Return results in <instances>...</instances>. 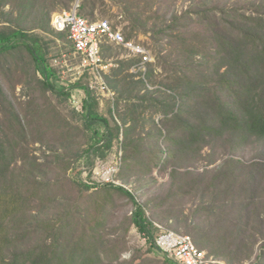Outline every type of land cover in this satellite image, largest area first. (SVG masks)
Masks as SVG:
<instances>
[{
    "label": "trees",
    "instance_id": "obj_1",
    "mask_svg": "<svg viewBox=\"0 0 264 264\" xmlns=\"http://www.w3.org/2000/svg\"><path fill=\"white\" fill-rule=\"evenodd\" d=\"M37 1L17 0L18 17L14 18L11 12L14 9L12 1L0 0V71L9 70L8 64L2 63L3 60L9 63L10 59H21L25 52L29 61L22 65L21 71L25 74L26 82L33 88H38L43 93L50 92L65 103H70L73 89H82L85 93L82 112L70 111L77 126L74 127L71 123L67 125L58 113L44 122L54 130L53 136L60 138V142L70 141L75 131L79 130L84 137V144L76 149L63 145V148L70 149L69 156L64 155L53 150L50 147L52 143L38 132L35 134V142L41 145L46 143L52 155L44 157L40 162L27 153L22 156L21 146L30 136L29 123L21 116L19 104L7 96L0 84V110L9 115L6 121L0 116V264H102L104 250L99 232L96 237L99 243L86 240L88 233L81 228L84 227L83 223L73 219L79 214L74 210L75 203L60 206L57 211L59 217L47 211L45 202L49 198L50 190L56 191L61 187V183H52L48 177L49 170L44 166L50 164L53 170L60 169L64 175L70 168V158H73V162L81 160L86 164L90 174V170L94 165L97 166L98 161H105L113 149L114 141L118 142L120 136L123 137L124 150L132 142L129 138L130 132L123 130V127L133 120L131 115L152 109L161 116L160 123L164 130L156 128L151 138L164 137L167 143L165 149H160L157 143L148 146L153 147L151 152L156 154L153 164L145 162L148 151L140 153L142 164L151 165L152 168H165L184 151L200 152L203 147L209 145L210 140L222 142L224 135L234 140V146L264 138V17L238 14L237 10H221L219 17H211V14L208 17V12L201 13L202 18L206 19L211 27L220 29L211 36L215 43L212 67L220 77L217 87L220 97L209 96L207 84L210 81L207 75L188 79L179 69L170 73L166 85L161 87L163 89H150L148 78L154 77V70L149 63L144 78H139L135 83L144 89H137L136 95H131L130 92L126 94L125 113L124 116L119 115L122 119L121 133V126L112 116L111 104L108 107V116L100 114L94 92L79 82L64 85L59 70L49 63L42 39L32 32L35 29L47 32L50 23V14L48 11L43 12L42 5H38ZM8 5L11 8L9 11L5 9ZM35 8L39 13L38 26L26 28L20 18L26 11L30 12ZM85 8V0H82L77 13L84 18L82 14L85 13ZM229 16L239 18V24L233 27L228 21ZM54 34L66 36L55 31ZM193 55L194 53H190L188 58ZM205 57L206 55L200 58V65ZM134 58L132 65L138 62V58ZM122 62L116 63L123 67ZM130 65L131 63H128L127 68ZM222 69L224 71L221 73ZM118 74L119 72L116 74L115 70L113 71L114 77ZM103 76L105 79L104 74ZM59 79L62 85H59ZM106 79L108 80V77ZM111 83L115 88L117 81ZM140 90L145 91L142 96H138ZM157 91L159 94L167 93V98L162 99L157 95ZM134 100L140 103L136 104ZM144 102L148 104L143 106ZM36 104L33 101L27 103L25 112H33L31 120L42 121L41 106ZM133 117L137 120L135 115ZM213 162L214 160H211L209 165ZM180 170L181 167H172L170 177L173 179L192 173L189 170ZM206 174H209L210 180L203 187V195L212 198V205L208 209L216 208L221 215L214 218V223L209 224V228L198 238L204 235L203 240L210 246L212 243L217 244V247L214 245L212 248V253L206 252L214 258H222L226 264L247 261L252 257L255 245L264 239V236L258 235L260 238L256 237L249 244L242 241L237 255L233 258L225 256L234 252L229 250V245H219V242L224 240L221 234L244 238L249 223L248 209L262 183L259 176L264 174V163L245 165L240 160L228 158L213 171L205 168L197 173L198 178L190 183L191 190ZM70 181L80 190L90 189L88 184ZM109 186L130 199L134 206L131 223L139 233L148 235L152 241L159 230L148 220L143 207L124 187L113 184ZM244 191H253V194L249 198H241L240 195ZM208 209H205L206 213L212 217V212ZM77 232L80 234L77 235ZM72 234L75 240L72 239ZM193 241L203 250L198 246L199 239L194 237ZM145 248L149 253H160L153 244H148ZM238 254L241 256L238 257ZM263 255L264 244L252 264H260ZM167 262L174 264L169 260Z\"/></svg>",
    "mask_w": 264,
    "mask_h": 264
},
{
    "label": "rangeland",
    "instance_id": "obj_2",
    "mask_svg": "<svg viewBox=\"0 0 264 264\" xmlns=\"http://www.w3.org/2000/svg\"><path fill=\"white\" fill-rule=\"evenodd\" d=\"M11 1L14 7L11 11L12 16L17 18V0ZM37 2L38 5H42L43 12L48 11L51 20L54 13L71 10L74 6L78 9L82 0L78 2L77 0H38ZM85 7V13L81 14L88 21L107 20L123 33L124 38L143 45L149 51L151 67L154 70V77L148 78L150 89L166 85V79L170 73L179 69L181 70L179 72H183L188 79L199 78L202 74L207 75L210 81L207 84L208 94L212 98L220 97L217 90L220 77L212 67L215 43L211 40V36L218 33L220 29L211 27L209 22L202 18L201 13L208 12V17L210 14L211 17L215 15L219 17L221 10L226 12L237 10L238 14L264 17V0H85ZM5 9L9 11L11 8L8 5ZM38 18L39 13L35 8L30 12L26 11L20 19L26 28H34L38 26ZM229 18L228 21L233 24V27L239 24V18L231 16ZM182 24L184 26H179ZM49 27L47 32H40L38 29L32 32L42 39L47 59L53 67L59 70L62 83L73 85L79 82L88 86L91 81H94L93 77L84 71L79 60L74 58L71 43L66 36L55 35L50 23ZM101 52L103 61L107 64V68L101 72V79L111 90L112 95L101 97L102 94L94 93L95 101L98 103L99 113L106 116H108V107L111 104L112 116L121 126L122 119L119 115L124 116L126 94L130 92L131 95H136L137 89H144L135 84L139 78L144 77L138 70H132V59L135 58L123 47L104 43ZM190 53L194 55L189 59ZM205 55L200 65V58ZM28 61L29 57L24 52L21 59H10L9 63L3 60L2 63H7L9 70L0 71V84L4 92L12 101L19 104L21 116L29 123L30 136L21 146L23 151L21 155L25 156L24 153H27L29 156L36 157L38 162L52 155L46 143L41 145L35 142V134L39 132L42 133L44 139L52 143L50 147L53 150L69 156L70 149L62 146L70 145L73 149L77 146L80 148L84 144L82 134L76 130L70 141L60 142V138L53 136L54 130L49 128L44 121L58 113L67 125L71 123L75 127L77 124L70 114L74 108L69 101L61 102L60 98L50 92L43 93L26 82L25 74L21 69L22 65ZM120 61H123V67L116 63ZM128 63H131L129 68H127ZM114 70L116 74L119 72L116 77L113 76ZM223 71L224 69L220 70L221 73ZM114 80L117 81L115 88L111 83ZM59 85H62L60 79ZM144 92L140 90L138 96H142ZM71 94L72 98L80 102L85 98L82 89H73ZM157 95L164 99L168 94H159L157 91ZM112 97L114 98L110 100L109 98ZM31 101L41 106L42 121L31 120L33 112H25V106ZM134 101L136 104L140 103L138 100ZM147 104L144 102L143 106ZM134 115L137 120L134 119ZM0 116L6 121L9 115L0 110ZM131 118L133 120L123 127V130L130 132L129 138L132 142L124 150L122 148L123 137L120 136L118 142L114 141L113 149L105 161H98L97 166L94 165L90 170L91 176L86 164H83L81 160L73 162V158H70V168L64 175L60 169L53 170L50 164L44 166L49 170L48 177L52 183H61V187L56 191L50 190L49 198L45 202L47 211L52 212L56 217L60 206L75 203L74 210L79 214L73 219L83 223L84 227H81L82 225L80 227L88 233L86 240L97 241L96 237L99 232L104 250L102 264H167L168 260L161 252L149 253L138 238L139 231L130 221L131 212L134 209L130 199L112 190L106 183L107 179H110L107 172L114 171L113 185L124 187L134 196L136 202L145 210L148 220L155 224L158 232L171 230L189 235L193 240L196 237L199 239L198 246L212 253L214 245L215 247L218 245L212 243L210 246L206 240H203L204 235L198 238L209 228V224L214 223L213 219L221 215L216 208L208 209L212 205V198L203 195V187L210 180V176L209 174L203 176L201 182L193 190H191L190 183L198 178L196 174L203 169L213 171L228 158L240 160L245 165L264 163V138L236 146L233 145L234 140L228 135H224L222 142L212 141L209 138V145L203 147L200 152L184 151L180 157L171 160L165 168L158 169L142 164L140 153L148 151L145 162L153 164L156 154L151 152L153 147L148 146H154L157 143L160 149L167 147L164 137L151 138L156 128L164 130L160 123L161 116L152 109L143 113L134 112ZM123 130L121 126V133ZM211 160L214 162L209 165ZM172 167H181V172L189 170L194 174H185L172 179L170 177ZM259 177L262 183L257 188L256 196L248 209L249 219L247 221L249 223L244 232V238L221 234L224 240L221 239L219 245H229V250L234 251L232 254H225L228 258L237 255V249L242 241L249 244L256 237L260 238L258 235L264 236V174ZM68 178L75 183L88 184L90 189L80 190ZM252 194L253 191L249 193L244 191L240 197L249 198ZM206 208L212 212V217L207 215ZM241 227L244 226L241 225ZM79 234L77 232V235ZM72 239L75 240L73 234ZM262 244H264V239L259 240L255 245L253 255L249 260L241 263L234 262V264H252L260 254ZM240 256L241 254H238V257ZM217 260L226 264L222 258ZM260 264H264V255Z\"/></svg>",
    "mask_w": 264,
    "mask_h": 264
},
{
    "label": "built area",
    "instance_id": "obj_3",
    "mask_svg": "<svg viewBox=\"0 0 264 264\" xmlns=\"http://www.w3.org/2000/svg\"><path fill=\"white\" fill-rule=\"evenodd\" d=\"M50 24L55 32L66 35L71 43L74 58L78 59L84 71L93 77L94 81L89 83L88 88L95 94H102L101 97L112 95L111 90L101 79V72L107 68L101 53L104 43L121 46L131 56L138 58V62L133 65L132 70H138L141 76H145L147 65L151 60L149 51L141 44L126 40L123 33L118 28H114L107 20L88 21L78 15L77 8L74 6L71 10L52 14ZM70 104L74 110L82 112V102L71 98ZM113 173L114 171L107 172L110 177L106 181L107 184H114ZM138 238L145 247L148 244H153L166 259L174 264H224L205 250L199 249L192 238L186 234L160 230L152 241L144 233H138Z\"/></svg>",
    "mask_w": 264,
    "mask_h": 264
},
{
    "label": "water",
    "instance_id": "obj_4",
    "mask_svg": "<svg viewBox=\"0 0 264 264\" xmlns=\"http://www.w3.org/2000/svg\"><path fill=\"white\" fill-rule=\"evenodd\" d=\"M77 2H78V0H77Z\"/></svg>",
    "mask_w": 264,
    "mask_h": 264
}]
</instances>
